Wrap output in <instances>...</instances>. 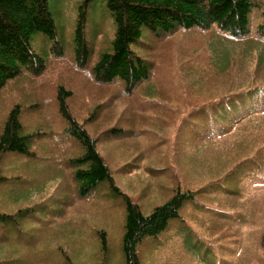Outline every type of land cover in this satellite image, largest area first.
Wrapping results in <instances>:
<instances>
[{"label":"rangeland","instance_id":"rangeland-1","mask_svg":"<svg viewBox=\"0 0 264 264\" xmlns=\"http://www.w3.org/2000/svg\"><path fill=\"white\" fill-rule=\"evenodd\" d=\"M50 7L55 39L36 35L32 40V49L44 60L43 71L24 72L0 92V138L17 108L21 133L31 138V155H5L0 161V177L6 179L5 186L0 185V213L13 215L19 209L23 212L16 227L5 226L0 262L126 264L123 238L128 213L123 197L137 205L145 216L150 215L183 185V176L191 187L199 183L193 181V173L210 182L209 176H219L241 157L234 152L237 137L200 149L191 135L184 134L183 118L187 107L204 97L245 82L252 89L254 82L247 78L254 77L255 72L259 78L264 77V65H259L263 46H236L237 52H251L231 60L225 72H213L208 82L193 81L185 86L181 67L189 64L187 58L192 54L197 55L199 62L207 58L204 47L208 36L160 41L144 35L140 40L143 46L134 45L133 49L153 61L154 77L128 95L123 84L100 85L94 76L98 60L113 53L116 33L103 0H50ZM81 9L87 15L83 41L90 51L89 57L76 54ZM261 84L264 86V79ZM194 86L200 87L192 89ZM63 90L72 94L65 97V102L73 120L90 137L99 140L97 152L108 165L118 194L103 183L90 195H81L76 179L79 167L74 161L85 151L67 132L69 124L60 111ZM149 104L172 108L152 111L148 110ZM243 129L244 134L262 130L264 119L252 118ZM163 170L165 173H159ZM179 170L183 176L175 175ZM195 199L217 210H228L231 205L224 198L214 199L202 193ZM27 207L32 211L25 216ZM235 209L249 212L253 223L243 228L224 224L218 229L215 226L221 221L209 215V233L220 238L224 232L229 236L238 231L242 234L241 243L231 246L241 256L240 264H264V181L249 183ZM187 215L192 216L189 212ZM191 225L200 228L197 219ZM203 227L202 224L201 233ZM172 248L177 252L172 260L182 264L181 245ZM143 261L147 264L144 258Z\"/></svg>","mask_w":264,"mask_h":264},{"label":"trees","instance_id":"trees-1","mask_svg":"<svg viewBox=\"0 0 264 264\" xmlns=\"http://www.w3.org/2000/svg\"><path fill=\"white\" fill-rule=\"evenodd\" d=\"M103 2L109 19L115 24L116 33L112 42L113 53L104 54L93 69L100 85L120 83L130 95L151 82L155 70L153 61L133 49L134 45L143 46L140 40L144 35L160 41L202 37L203 34L208 36L204 47L207 58L199 62L197 55L192 54L187 58L189 64L181 67L185 86L192 85L193 81L200 84L208 82L213 72H225L231 60H238L240 56L251 52H237L236 46L248 47L252 43L262 45L259 65H264V0ZM86 16L85 9H81L76 54L89 57L90 51L83 41ZM36 35L50 39L56 37L50 0H0V92L24 72L40 74L43 71L44 60L32 49V40ZM189 39L184 40L187 42ZM247 79L254 82L252 89L245 82L227 88L226 92L204 97L196 105L188 106L183 118L184 134L187 132L191 135L200 149L237 137L238 141L233 147L235 154L241 157L234 161V165L227 167L219 176H209L210 182L193 173V181H199L192 186L193 189L181 171H177L175 175L183 176V185L180 184L174 195L165 204L156 207L150 215L145 216L137 205L123 197L127 201L128 213L123 238L126 264H143V258L147 264H178L172 260L177 255L172 246L178 245H181L183 251L182 264H240L242 261L237 249L231 246V243H241L239 238L242 234L237 231L235 235L228 236L224 232L222 237H214L215 234L209 233L212 227L207 223L212 224V221L207 216L212 215L221 221L215 226L218 229L223 228L224 224H235L234 228H243L253 223L249 212L247 214L235 209L243 198V189L249 183L264 181V129H253V134H244L243 129L244 124L252 118L264 119V86L261 84L264 77L259 78L255 72L254 77ZM199 87L194 86L192 89ZM177 88L182 93L179 85ZM61 93L60 111L69 124L67 132L85 151L81 158L74 161L75 166L79 167L76 179L81 195H90L103 183L109 184L118 194L110 169L97 152L99 140L90 137L83 126L71 117L65 97L72 94L65 90ZM166 106L149 104L148 110L165 111L172 108ZM21 132L17 108L11 113L0 138V161L5 155H31L28 149L31 138L23 136ZM228 155L226 149L225 157ZM162 172L165 173V170L159 171ZM5 181V177H0V185L5 186ZM201 193L214 199L228 200L231 203L230 209L217 210L197 203L195 198ZM31 211L27 207L24 215H30ZM187 212L192 216H188ZM21 213L20 209L13 215L0 213V244L5 243V226L16 227ZM194 219L199 221L200 228L191 225ZM202 224L204 231L201 233Z\"/></svg>","mask_w":264,"mask_h":264}]
</instances>
